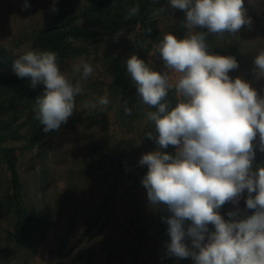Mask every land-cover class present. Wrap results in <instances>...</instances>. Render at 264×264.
Instances as JSON below:
<instances>
[{
	"label": "clouds",
	"instance_id": "9594fccd",
	"mask_svg": "<svg viewBox=\"0 0 264 264\" xmlns=\"http://www.w3.org/2000/svg\"><path fill=\"white\" fill-rule=\"evenodd\" d=\"M168 5L185 13L182 26L187 34L177 38L168 32L149 52L159 54L164 70L136 54L126 59L140 102L154 109L145 113L153 125L145 138L158 148L139 160L147 166L141 184L150 205H163L171 214L162 218L168 225L169 255L191 257L194 264H264V167L253 169L257 136L264 151V96L242 77L231 78L229 73L239 67L237 59L210 52L207 41L209 35H235L250 25L244 0H169ZM30 7L24 0L21 10ZM165 10L160 7L153 14ZM58 11L53 0L51 12ZM138 12V6L131 7L126 19ZM259 43L254 72L264 79V40ZM13 71L29 79L31 88L44 86L33 111L47 133L59 130L76 111V97L83 94L81 80L93 74V67L79 59L72 75L80 79H73L61 71L55 52L29 50L14 61ZM170 91L176 96L174 106ZM109 103L105 95L85 101L83 108L103 111ZM124 113L131 114L127 100ZM169 148L174 151H166ZM245 192L246 208L253 213L236 220L237 213L229 212L226 220L221 207L237 205Z\"/></svg>",
	"mask_w": 264,
	"mask_h": 264
},
{
	"label": "rangeland",
	"instance_id": "374dc122",
	"mask_svg": "<svg viewBox=\"0 0 264 264\" xmlns=\"http://www.w3.org/2000/svg\"><path fill=\"white\" fill-rule=\"evenodd\" d=\"M28 3L31 7L22 11L24 0H0V50L10 58L29 51L41 29L72 21L88 0H56V13L51 12L53 0ZM244 3L251 23L242 28L250 32L252 47L260 48L259 41L264 40V0ZM97 48L99 58L94 55ZM105 48V44H86L87 55L70 57L59 66L73 79H80L72 75V66L79 59L93 67V74L81 80L83 94L76 97V111L66 124L45 132L38 148H24V140L7 142L15 149L25 202L37 210L47 208L52 222L35 254L29 256L22 251L16 254L17 260L6 258L0 264H160L154 230L159 207L151 206L147 199V190L141 184L147 166L139 164L142 155L158 145L145 138L149 131L135 118L138 103L133 105L128 127L117 123L109 105L103 111L83 108L85 101L95 102L109 90L111 72L101 55ZM114 50L125 59L131 55L123 46ZM254 145L255 153L260 152L258 136ZM8 177L0 161V200ZM246 196L245 192L237 205H223L220 214L226 220L230 219L229 212L237 213L236 220L250 216L254 210L246 208ZM1 201L3 237L12 216ZM209 230L214 231L212 225ZM188 264H194L191 257Z\"/></svg>",
	"mask_w": 264,
	"mask_h": 264
},
{
	"label": "trees",
	"instance_id": "16d2710c",
	"mask_svg": "<svg viewBox=\"0 0 264 264\" xmlns=\"http://www.w3.org/2000/svg\"><path fill=\"white\" fill-rule=\"evenodd\" d=\"M168 2L169 0H88L87 5L78 10L72 21L41 29L36 34L34 45L30 50L55 52L60 66L70 57L87 55L86 44L95 47L105 44L106 48L101 55L112 77L106 94L110 101L108 110L119 125L128 127L127 123L133 116V105L136 102L138 103L134 114L136 120L142 121L146 130L152 131L153 125L147 122L145 113L154 109L140 102L136 86L126 71V59L121 53L116 54L114 48L123 46V49L129 51L131 55L136 54L145 62L151 61L158 71L164 67L159 54L149 56L153 46L168 32L173 33L177 38H183L187 34V29L182 26L185 13L179 9H172ZM133 6L139 7L138 14L126 19L128 10ZM160 7L166 10L154 15V11ZM244 8H247L245 3ZM250 38V32L242 28L235 35L229 33L209 35L207 41L210 52L231 55L237 59L239 67L229 73L231 78L242 77L264 96V79L256 78L254 61H252L259 47L253 48ZM98 50L99 48L94 51L97 58H99ZM16 59L10 58L0 50V161L9 176L4 196L0 201L12 216L10 229L0 237V262L6 258L17 260L16 254L22 251L28 252L29 256L35 254L52 222L47 208L37 210L25 202L15 149L7 145L11 139H18L24 140L26 149L38 148L45 134L44 125L35 118L36 113L33 111L36 98L43 95L44 86L31 88L29 79L18 78L13 71ZM168 99L174 106L176 103L174 91L169 92ZM125 100L127 107L131 109L130 115L124 113ZM96 116L97 114L93 115L92 119L95 120ZM166 151L174 150L169 148ZM258 167H264V151L255 155L253 169ZM145 171L143 176L146 174ZM169 215L171 214L165 206H159L154 230L160 264H188L190 257L177 259L167 252L170 236L167 231L168 225L162 218ZM187 226L186 222L185 227ZM185 242L191 247L190 239H186Z\"/></svg>",
	"mask_w": 264,
	"mask_h": 264
},
{
	"label": "water",
	"instance_id": "95a60500",
	"mask_svg": "<svg viewBox=\"0 0 264 264\" xmlns=\"http://www.w3.org/2000/svg\"><path fill=\"white\" fill-rule=\"evenodd\" d=\"M59 29V28H58Z\"/></svg>",
	"mask_w": 264,
	"mask_h": 264
}]
</instances>
